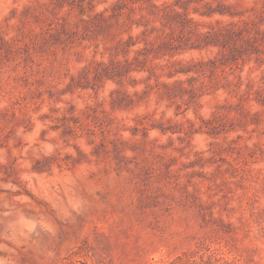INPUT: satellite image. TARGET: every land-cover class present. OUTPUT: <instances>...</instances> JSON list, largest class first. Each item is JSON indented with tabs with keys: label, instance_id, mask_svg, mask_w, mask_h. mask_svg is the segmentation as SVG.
<instances>
[{
	"label": "rangeland",
	"instance_id": "1",
	"mask_svg": "<svg viewBox=\"0 0 264 264\" xmlns=\"http://www.w3.org/2000/svg\"><path fill=\"white\" fill-rule=\"evenodd\" d=\"M0 264H264V0H0Z\"/></svg>",
	"mask_w": 264,
	"mask_h": 264
}]
</instances>
